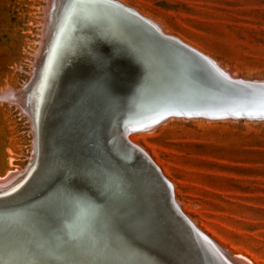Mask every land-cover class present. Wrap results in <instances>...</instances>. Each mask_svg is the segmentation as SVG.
<instances>
[{"label": "bare ground", "instance_id": "bare-ground-1", "mask_svg": "<svg viewBox=\"0 0 264 264\" xmlns=\"http://www.w3.org/2000/svg\"><path fill=\"white\" fill-rule=\"evenodd\" d=\"M45 1V5H43L45 35L36 55L31 81L27 82L28 84H25L21 90L13 91L8 88L0 92V102L13 103L25 114L33 136L30 164L26 169L18 175H13L15 171H7L8 173L4 177H0V264H165L167 260L169 264H186L180 257L182 251L179 252L180 254L178 253L179 248L171 249L170 253L165 250V262L164 259H161L160 253L158 254L156 243L159 233L165 229L170 220L177 226L178 231L183 230V227L178 221L171 219V214L175 215L176 213H173L172 208L167 204L168 190L150 169L146 160L152 164L153 162L137 147L138 141L132 140L130 135L131 131L132 133H143L155 129L158 124L156 122L160 119L158 117L161 115H175L166 119L171 117L189 118V114L196 110L185 109L184 106L188 105L187 103L180 105L176 102L163 101L164 99L148 100L147 98L152 97L155 92L149 96L150 89H144L140 92V99L136 97L132 100L138 102L136 107L140 109H133L134 113L129 114L125 119V124L131 129L125 133L123 141L120 140V145L125 149L123 150L116 145L119 141L116 139L120 134L117 128L120 118L119 120L114 119L110 127L116 128V139H113V146H110L109 143L107 146L105 143L103 145V142L98 138H95L97 140L95 141L86 132L84 134L77 133L81 130L79 129L81 123L79 116L82 115V120L89 121L87 111H85L88 107L89 95L84 96L85 92L82 91V95L75 98L77 100L73 101L74 104L69 107V111L63 109L62 106L61 110L64 111L59 110L55 113L51 105L46 106L47 110H51L57 116L62 112L61 117L65 121L64 124L67 123L65 130L76 131L74 136L77 137L69 139L63 137L64 139L61 140V138L50 134L51 140H48V134L42 126L43 113L41 111L45 108L42 102H48L49 96L53 98L54 92L49 89L51 82L46 81L44 77H40L36 85L33 86L44 51V43L49 41L50 25L53 21L52 12L56 2V0ZM112 1L138 13L121 1ZM73 10L75 19L82 21L83 25L88 22L98 23V21L104 20L108 29L135 34L142 44L156 46L147 36L141 34L142 31L139 27L119 20L108 10L87 3L77 4ZM71 14L72 12L67 13L66 18ZM141 15L139 16L156 26L163 35L176 39L163 31L157 22L155 24L152 22L153 20L150 21ZM168 33L170 32L168 31ZM77 34L80 33H75V35ZM87 38L81 44L82 46L74 52V57L78 56L82 61L89 60L93 56V51L96 50L90 43L91 39ZM189 46L186 47L212 62L230 79L250 84H264L260 77L251 78L248 81L238 78L239 76L228 69L222 68V64L214 60L211 55L206 56L207 52L204 55L202 51ZM95 52L96 54L100 53V51ZM88 54L92 55L88 56ZM81 59L78 61L80 62ZM97 60L95 59V61ZM52 61L50 60L47 64L49 74L55 72L52 69ZM154 61L156 63L155 58ZM77 66L80 69L84 68L80 73H86V75L81 77L79 73L76 80L86 84L85 77L88 76L89 69L80 64ZM94 81L101 89L107 83V79L104 77L93 78L89 81L92 84L90 83L82 89L85 90L89 85H93ZM107 86L110 85L107 84ZM27 88L30 90L26 93ZM33 88L34 90H32ZM104 90L107 92L106 85ZM109 92L111 93L110 90ZM28 93H30L29 98H24V95H28ZM72 99L74 100V97ZM77 101L80 103L82 112L78 111L80 108ZM57 105H61V102ZM56 126V121L48 123V127L51 129ZM76 127L78 130H73ZM68 141L71 146L68 145ZM125 142L131 146L126 147ZM52 147L53 149H50ZM131 148L136 149L137 152L139 150L142 154L138 155L136 152H132ZM131 160H135L137 163L133 161L134 164H132ZM155 167L157 168V166ZM160 173L167 181L164 173L162 171ZM171 187L174 203L178 205L175 201L173 186L171 185ZM181 213L186 217L183 211ZM186 220L212 242L210 245L212 249L217 251L218 248L227 252L199 231L187 217ZM190 237V241L197 245L200 244L196 237L192 235ZM168 240L176 242L173 235H170ZM227 253L232 254L231 252V254ZM234 258L240 259L235 256Z\"/></svg>", "mask_w": 264, "mask_h": 264}, {"label": "rangeland", "instance_id": "rangeland-1", "mask_svg": "<svg viewBox=\"0 0 264 264\" xmlns=\"http://www.w3.org/2000/svg\"><path fill=\"white\" fill-rule=\"evenodd\" d=\"M117 1L238 78L264 81V0ZM45 2L0 0V92L31 81ZM171 118L130 138L164 173L199 231L232 256L264 264V123ZM32 140L25 114L0 102V177L26 169Z\"/></svg>", "mask_w": 264, "mask_h": 264}, {"label": "water", "instance_id": "water-1", "mask_svg": "<svg viewBox=\"0 0 264 264\" xmlns=\"http://www.w3.org/2000/svg\"><path fill=\"white\" fill-rule=\"evenodd\" d=\"M79 3L101 7L110 11L119 20L139 27L142 31L141 34L147 36L156 46L142 44L135 34L126 33V31L125 33L118 31V33L112 28L108 29L104 20H100L98 23L88 22L83 25L82 21L74 17L73 7ZM54 5L49 41L44 43V51L33 84L35 86L38 79L44 77L46 81L51 82L49 89L54 92L53 98L49 96L48 102H42V105L45 106L41 111L43 113L42 126L48 134V140H51L50 134L61 138V140L77 137L74 136L76 131L68 132L65 130L67 123L64 124L65 121L61 117L62 112L59 116L55 113L59 110L64 111L61 110L62 106L63 109L69 111V107H72L73 101L77 100L75 98L78 95H82V91L85 92L84 96L89 95L88 107L85 109L89 121L86 122L82 120V115L79 116L81 121L79 129L81 130L77 133L84 134L86 132L93 139H100L103 145L105 143L107 146L109 143L110 146H113V139H116V128L110 127L114 119L119 120L120 118L117 127L120 134L116 139L119 141L116 145L123 150L125 149L120 145V140L123 141L125 133L131 129L125 124V119L129 114L134 113V111L132 112L133 109H140L136 107L138 102L132 100L136 97L139 98L140 92L144 89H150L149 96L155 92L152 97L147 98L148 100L164 99L163 101L176 102L180 105L187 103L188 105L184 106L185 109L188 108L190 111L196 110L197 112L189 114V118L264 123V115L261 114V103L264 101V84H250L230 79L212 62L178 40L163 35L156 26L141 18L136 12L112 0H56ZM69 12L72 14L66 18ZM101 23L104 26L100 25ZM75 33L80 34L75 35ZM86 36L91 39L90 43L94 45L96 50L93 51V56L88 54L91 56L89 60L86 57L88 61H82L78 56L74 57V52L88 39ZM159 48L160 50H158ZM95 51H100L98 55L103 57L102 62L95 61L97 59ZM72 57L74 58L71 59ZM50 60H53L54 74H49L47 69ZM78 64L89 69L88 76L85 77V80L87 79L86 84L76 80L80 71L84 69H80ZM99 65L101 67H98ZM80 74L81 77L86 75L82 72ZM98 77L107 79V83L102 89L95 84L96 80L93 85H89L85 90L82 89L88 84H92L89 82L91 79ZM110 82L112 83L110 84ZM105 85L107 92L104 90ZM28 90L30 89L27 88L26 93ZM75 90L76 92H74ZM30 93L25 94L24 98H29ZM145 98L142 99L145 100ZM60 102L61 105H57ZM47 105H51L55 113L47 110ZM77 105L80 108L79 102ZM78 111L82 112L83 110L80 108ZM170 116L175 115H161L156 123L159 124ZM54 121H56L57 126L53 129L49 128L48 123H54ZM73 130L78 129L76 127ZM95 141L97 140L95 139ZM125 143L126 147L131 146L128 142ZM68 145L71 146L70 141H68ZM131 150L138 155L142 154L139 150L138 152L136 149L131 148ZM133 161L137 163L135 160ZM133 161L131 160L132 164H134ZM146 162L168 190L167 204L172 208L173 213H176V216L171 214V219L178 221L183 227V230L178 231L177 226L170 220L164 229L165 233L164 230L160 231L156 244L158 254L160 253V257L162 256L161 259L166 261L165 250L170 253L171 249L179 248L178 253L182 251L179 254L186 264H233L232 262L246 264L245 261L236 259L218 248L217 251L212 249L210 246L212 242L194 229L180 209L177 208L178 206L175 205L171 185L152 163L148 160ZM170 235H173L176 242L168 240ZM191 235L196 237L200 244L197 245L190 241ZM165 264H169V261L167 260Z\"/></svg>", "mask_w": 264, "mask_h": 264}, {"label": "snow or ice", "instance_id": "snow-or-ice-1", "mask_svg": "<svg viewBox=\"0 0 264 264\" xmlns=\"http://www.w3.org/2000/svg\"><path fill=\"white\" fill-rule=\"evenodd\" d=\"M97 59H98V61H103V57H101V56H99L98 54H97ZM261 114L262 115H264V101H262V103H261Z\"/></svg>", "mask_w": 264, "mask_h": 264}]
</instances>
